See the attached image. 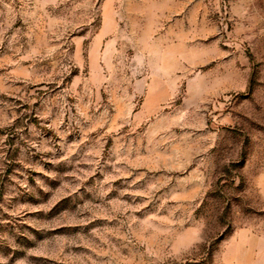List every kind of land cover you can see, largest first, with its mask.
I'll return each mask as SVG.
<instances>
[{"label":"rangeland","instance_id":"374dc122","mask_svg":"<svg viewBox=\"0 0 264 264\" xmlns=\"http://www.w3.org/2000/svg\"><path fill=\"white\" fill-rule=\"evenodd\" d=\"M0 264H264V0H0Z\"/></svg>","mask_w":264,"mask_h":264}]
</instances>
